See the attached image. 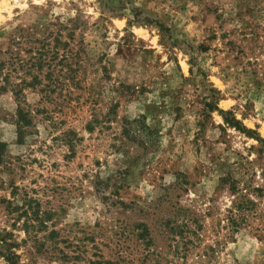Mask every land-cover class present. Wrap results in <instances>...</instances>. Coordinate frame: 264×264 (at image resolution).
<instances>
[{"label": "rangeland", "instance_id": "374dc122", "mask_svg": "<svg viewBox=\"0 0 264 264\" xmlns=\"http://www.w3.org/2000/svg\"><path fill=\"white\" fill-rule=\"evenodd\" d=\"M0 61L19 264H264V0H0Z\"/></svg>", "mask_w": 264, "mask_h": 264}, {"label": "trees", "instance_id": "16d2710c", "mask_svg": "<svg viewBox=\"0 0 264 264\" xmlns=\"http://www.w3.org/2000/svg\"><path fill=\"white\" fill-rule=\"evenodd\" d=\"M48 46V44L44 43L41 45V47H30L28 49V51H33L34 56L31 57L32 62L29 63L28 68L30 67V69H35L36 72L34 73H29L31 74L30 78L32 81H38V75L39 73H41V70L43 69V67H45L47 69L46 73H44V77L47 78L49 77L50 73H51V61L53 60L52 58L55 56L56 52H53V56L52 58L50 56H48V50L46 49ZM4 66V63H2V61H0V90L5 91L7 90L6 86L9 83V77L7 72L2 74V68ZM32 72V71H31ZM2 77V79H1ZM21 82H25L24 78H21ZM20 85H16L13 90V92L15 94H18L21 92L20 90ZM17 115H18V119L19 122L25 119L26 113L24 111H22L20 108H18L17 110ZM228 123H230V121H228V119H225ZM231 122H233L234 124H237L238 122L235 119L231 118ZM238 128V127H237ZM125 131H127L126 129H124ZM1 151H3V143L0 142V153ZM0 162H1V156H0ZM29 202H32V199H29ZM9 204H11L9 202ZM31 204V203H30ZM18 209V206L16 205L15 207L12 208V210L16 211ZM24 216L26 218V220L24 221L22 227L24 230V233H26V235L28 236L29 234V227L32 226L31 223H28L31 220L32 221H36V225L38 227V229H45L46 228V222L49 221L51 219L50 217V213L48 212H39L38 209L33 210L30 213V216L27 215V211L24 212ZM20 216V215H19ZM146 229H143L141 232L145 233ZM58 235V232L55 231L54 229L50 230L48 232L47 237L50 239H53L55 236ZM142 235V233H141ZM18 243H16L13 239V233L10 231H6V230H0V256H2L4 258V260L8 263V264H19L18 263V254L15 252V249L17 248ZM65 255H63L64 257ZM181 264H188V263H181Z\"/></svg>", "mask_w": 264, "mask_h": 264}]
</instances>
